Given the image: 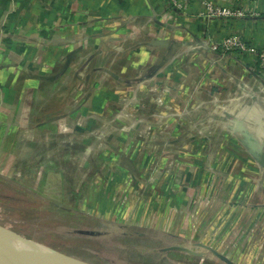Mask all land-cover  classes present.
Wrapping results in <instances>:
<instances>
[{
    "label": "rangeland",
    "instance_id": "1",
    "mask_svg": "<svg viewBox=\"0 0 264 264\" xmlns=\"http://www.w3.org/2000/svg\"><path fill=\"white\" fill-rule=\"evenodd\" d=\"M3 3L0 0V67L13 70V64L16 70H22L21 62L25 61L23 69L43 73V79L39 74L37 84L26 88L32 102L45 103L50 93L51 100L55 96L65 103L62 115L73 118L88 113L83 114L86 117L82 122V140L72 143L74 137H69V144L62 146L58 156H47L36 164L10 170L0 165L1 231L88 264H237L228 255L234 258L245 254V248L258 262L264 260V235L259 234V226L251 224L246 231L244 225L235 226L236 218L244 221L240 206L257 210L264 204V168L260 165L264 140L245 138L250 131L245 127L251 126L246 116L237 115L235 119L225 113L235 120L230 127L236 132L235 147L243 153L239 150L225 155L224 147L223 153L209 154L208 164L220 165L221 174L231 178L234 187L225 183L222 187H210L214 196L205 190L204 196L193 179L176 175L188 158H193L190 152L199 134L192 133L187 139L190 125L204 122L206 106L215 99L227 98L224 90L206 88L205 70L210 69L207 60L188 54L192 57L180 60L176 75L168 77L163 73L156 79L149 76V81H145V75H137L131 79L135 83L130 84L131 80H126L130 76L118 70L135 66L131 59L134 55L137 63L156 57L157 42H143L145 34L160 33L156 24L151 23L150 30L144 25L114 28L109 35L97 27L93 29L94 36L83 38L70 48L67 42L51 40L53 28H27L13 18L15 13L9 19L10 10ZM242 11L244 16L237 18L254 15ZM171 13L169 9L163 10L157 15L158 20L167 26ZM43 19L45 24L47 20ZM120 30L126 31L121 37L142 39L140 52L127 46L133 42H117ZM56 32L55 29V36H60ZM101 35L112 41L104 42ZM22 36L29 42L19 46ZM232 51L251 53L242 49ZM254 55L258 58L255 72L264 79V66L258 54ZM33 78L36 80V74ZM123 86L128 90H120ZM232 93L235 98L247 97L240 96L236 89ZM254 95L264 98V91L260 96L256 92ZM101 110L93 132L85 121ZM105 119L121 136L101 127ZM223 120L225 124L226 117ZM54 122L58 123V119ZM45 125L48 124L31 123L32 138L23 129L16 132V137L23 143L38 142L42 150L48 145L51 148L48 131L55 127L50 124L48 129ZM252 134L260 135V131ZM115 135L121 141L120 151L106 152ZM133 141L145 151L138 155L139 161L132 159L129 152L130 147L136 148ZM254 146L258 150L251 158L247 151ZM101 159H108L109 169L103 167ZM127 162L139 164L134 170H117L120 166L128 167Z\"/></svg>",
    "mask_w": 264,
    "mask_h": 264
},
{
    "label": "crops",
    "instance_id": "2",
    "mask_svg": "<svg viewBox=\"0 0 264 264\" xmlns=\"http://www.w3.org/2000/svg\"><path fill=\"white\" fill-rule=\"evenodd\" d=\"M180 2L185 4V0H180ZM3 4L8 11L10 10L9 19L15 13L16 16H13V18L19 19L20 23L26 25L27 28H33V26H40L39 28L44 29L53 28L54 32L51 40L54 41L55 39L58 43L67 42L70 48L76 47L78 43L84 41L83 38L92 37L93 33L96 32L93 29L97 27L100 28L101 33L109 35L114 28L118 30L125 26H134L135 28L136 25H139L138 27L144 25L149 26L150 30L153 27L151 23L156 24L155 26L159 28L160 33L150 34L149 36L145 34V37H143L144 43L157 42L155 46L156 57L151 61L150 58H147V61L141 60L139 63L134 59L136 55L133 58L130 57L133 60L132 65L135 66L129 67L128 70H118L119 73L130 76L126 80L135 79L138 77L137 75L148 77L146 80L144 79L145 81H149V76L154 77L152 79L161 78L163 73L168 77L176 75L180 60H186L188 54H196L199 56L197 57L198 60H207L210 69L205 70L206 88L208 90H215L216 88L224 90L227 92V98L215 99L212 104L206 106L208 109L205 112L204 122H196L190 125L187 139L192 133L199 134V136L196 135L197 141H193V149L190 152L193 161L188 158L187 163L176 175L180 178L193 179L198 187V192L204 196V190L209 191L214 196L215 191L210 192V187H222L224 183L230 188L231 186L234 187L231 178L221 174L220 165L208 164L210 162L209 154L223 153L224 147L227 149L225 155L229 153L236 154L239 150L240 153H243L241 149L235 147L236 132L230 127L235 120L229 119L230 117L225 113L235 119L237 115L246 116L251 126L245 127L246 130H250L245 138L264 140V98L254 97L255 92L260 96V93L264 91V79L255 72L258 70L256 55L232 50L222 51L221 48H217L219 46L217 44L233 34H239L247 42L252 43L258 49L264 50V0H190L187 2L188 5L185 9L176 7L173 0H4ZM210 5L240 8L254 15L232 19L211 18L207 15ZM167 9L172 12L171 23L164 26L165 24L161 22L160 18L158 20L157 15ZM43 18L47 20L45 24L42 23ZM55 29L60 36H55ZM135 30L137 31V29ZM124 31L120 30L116 34L117 42H133L131 45L127 44V46L132 47L134 52H140L142 39L129 40L121 37L122 34H125L126 31ZM131 33H134L135 36L136 32ZM104 35H101V40H104V42L112 41L106 39ZM28 42L27 38L22 36L19 38L18 44L23 46L27 45ZM14 59L16 60V58ZM24 62H21L23 63L21 64L23 65L22 70H16L17 68L13 64L11 67L15 70H6V66H3L4 69H2V66L0 67V165L3 164L8 170L13 169L14 166L27 167L30 164H36L47 156H58L63 151L64 146L69 144V137L71 136L74 137L72 143L76 139L77 141L82 140L81 136L84 132L82 122L86 117L83 114L88 113H79L82 114L79 121V114L78 117L75 115V118L62 115L61 109L65 103L55 98V96L51 100L50 93L48 94L49 97L46 96L45 103L36 104L32 102L31 97L28 98L31 94L27 92L26 88L29 89L31 84H37L39 74L40 78L43 79V73L42 70L23 69ZM35 74L36 80L33 78ZM144 80L142 83L145 82ZM135 81L127 82L133 84ZM234 89L241 92L240 96L246 95L247 97L235 98L234 93H232ZM120 90L126 91L128 88L123 86ZM101 114L102 110L97 114L93 112L85 121L86 125L93 129V132L96 127V120ZM223 117H226L227 122L225 124L222 123L225 121ZM48 118H50V121ZM56 119H58V123L54 122ZM31 123H47L48 125L45 126H48V129L51 125H54V130L50 129L51 133L48 131V139L52 141L54 147L49 148L48 145L42 150V146L38 142L28 143L27 141L23 143L16 137V132L23 129L26 136L32 138ZM253 123H258V125H253ZM101 127L110 133L120 134L121 136L120 132L113 129L108 119L103 120ZM258 130L260 135L252 134V132ZM117 135L113 136L109 142L111 148H106V152L111 150L120 151L118 147L121 141ZM131 144L136 147L129 148V152L132 154L131 158L135 160L136 157V160L139 161L138 155L144 154L145 151L137 148L136 141ZM249 149L247 153L253 158L254 150L257 147L254 146ZM263 151L264 147L260 151L261 155ZM101 163L105 169H109L108 159H101ZM128 164V167L120 166L117 170H134L135 165L139 162H129ZM172 179H174V176H172ZM252 186L253 183L250 187L252 188ZM249 193L251 195V190ZM244 200V203L248 201L247 199ZM239 209H242L240 211L244 215V224L239 217L236 218L235 226L241 227L244 225L246 231L249 225L255 224V226H259V234L264 235V204L257 210H252L248 205L240 206ZM235 210L229 209V212ZM228 216L230 221L233 220L230 214ZM230 233H233V231H230ZM244 251L245 254L234 258L228 255V258L237 264H264V260L258 262L254 259L249 249L245 248ZM242 257L244 258L242 259Z\"/></svg>",
    "mask_w": 264,
    "mask_h": 264
},
{
    "label": "water",
    "instance_id": "3",
    "mask_svg": "<svg viewBox=\"0 0 264 264\" xmlns=\"http://www.w3.org/2000/svg\"><path fill=\"white\" fill-rule=\"evenodd\" d=\"M260 165L264 168V151L260 159ZM40 246L44 250L36 253L27 252L0 238V264H60L66 262L69 264H88L62 252Z\"/></svg>",
    "mask_w": 264,
    "mask_h": 264
},
{
    "label": "built area",
    "instance_id": "4",
    "mask_svg": "<svg viewBox=\"0 0 264 264\" xmlns=\"http://www.w3.org/2000/svg\"><path fill=\"white\" fill-rule=\"evenodd\" d=\"M173 1L176 7L185 9V7L188 5L187 2H189L190 0H185V4H182L180 0H173ZM207 15L211 18L232 19V18L244 16V12L240 8H230V7H220V6L210 5L208 7ZM219 44H221V47L218 46L217 48H221V49L224 48L226 49L225 51L232 49H242V50H248L253 54H258L259 61L261 62V65L264 66V50L248 45V43L238 35L233 34L230 37L226 38L224 41H221V43Z\"/></svg>",
    "mask_w": 264,
    "mask_h": 264
},
{
    "label": "bare ground",
    "instance_id": "5",
    "mask_svg": "<svg viewBox=\"0 0 264 264\" xmlns=\"http://www.w3.org/2000/svg\"><path fill=\"white\" fill-rule=\"evenodd\" d=\"M0 238L10 243L12 246L23 251L36 253V252H40L41 250H44V248H42L36 242L31 241L30 239L27 238L17 237V235L11 232H5L3 230L2 231L0 230ZM60 264H69V263L66 262Z\"/></svg>",
    "mask_w": 264,
    "mask_h": 264
}]
</instances>
